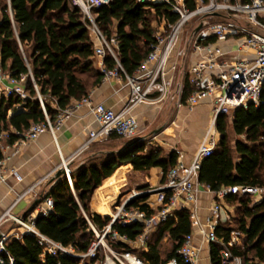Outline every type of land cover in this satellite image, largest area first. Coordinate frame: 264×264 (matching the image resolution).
Instances as JSON below:
<instances>
[{"label":"trees","instance_id":"16d2710c","mask_svg":"<svg viewBox=\"0 0 264 264\" xmlns=\"http://www.w3.org/2000/svg\"><path fill=\"white\" fill-rule=\"evenodd\" d=\"M6 1L8 0H0V11H9V2ZM69 1L70 16L65 21L56 23L58 41L49 55L41 57L37 54L41 48L37 39L32 44L28 59L39 90L34 85L31 69L26 63L12 70L14 74H29L27 88L30 95L25 99L18 95H0V130L10 131L8 141L11 143L21 139L32 123L46 120L39 93L55 123L61 109L83 100L102 82L103 71L98 67L94 40L85 26L83 11L79 5ZM11 2L13 6L17 0ZM96 15L106 34H118V58L125 71L131 75L158 43L155 23H162L164 18L171 22L179 19V14L169 11L165 3H143L138 0H113L110 4L97 8ZM14 17L16 22L22 21L20 13H16ZM18 34L24 43L21 37L23 33L19 28ZM18 34L3 39L5 64L8 56L17 55L13 47L20 49ZM105 63L109 69L119 66L112 53L106 55ZM57 67L66 71L64 77L50 75V71ZM125 71L121 69V73L124 74ZM194 90L189 70L182 84L181 101L187 102ZM54 101L57 107L53 105ZM11 110L13 114L10 115ZM217 129L220 132L218 148L203 160L200 180L214 190L235 184L263 186L264 102L260 106L251 103L248 107H237L231 113H221L217 119ZM232 132L236 134L235 147ZM121 139L123 137L114 134L106 141H96L82 162H71L69 165L73 183L67 174L57 176L56 173L52 177L41 197H51L54 208L48 214H39L36 219V225L43 233L66 245H74L80 251H86L91 242L98 238L88 217L100 230L111 221V215L91 208L96 189L106 179L113 176L119 167L130 163L135 170L145 173L154 167L161 168L164 182L167 173L178 161L175 151L168 152L163 146L150 144L144 138L135 143L131 142L132 139H127L120 145L105 146L107 141ZM0 157H4L1 147ZM149 197V193H143L131 200L128 206L139 205L145 209L148 207ZM227 201L235 205V211L217 226L216 231L222 241L212 242L213 264H223L221 250L228 245L234 230L241 232V241L231 246L233 252L242 256L243 264H262L264 197L256 200L250 193L230 194ZM114 228L135 239L143 230V224H122L118 221ZM192 230L191 210L184 207L176 209L159 225L145 247L125 241L111 242L117 249L138 253L148 264H166L174 258H177L179 264H195L187 262L180 254L185 238ZM4 243L5 248L0 252V264H82L79 257L70 254L44 255L43 245L35 234L26 233L22 237L10 235Z\"/></svg>","mask_w":264,"mask_h":264},{"label":"built area","instance_id":"2783aa9c","mask_svg":"<svg viewBox=\"0 0 264 264\" xmlns=\"http://www.w3.org/2000/svg\"><path fill=\"white\" fill-rule=\"evenodd\" d=\"M72 1L82 9L85 26L94 40L95 54L101 57L102 81L108 82L116 77L124 78L130 87L129 99L123 108L115 109L103 102L94 103L90 94L73 106L61 109L54 123L39 93L46 120L32 123L25 131V135L13 143L8 141L10 131L0 130V147L3 153L5 149L11 147H16L17 152L20 145L35 140L46 130L56 135L57 129L74 112L75 105L83 103L88 104L95 113L100 127L89 131L82 149L96 141L107 140L114 134L128 139L143 138L144 127L139 117L130 112L131 108L139 102H157L168 98L174 87L179 60L185 56L188 49L193 53L190 76L195 90L187 102L180 101L179 107H193L200 99L209 97L214 106L211 126L200 143L194 159L190 163L178 160L167 173L166 180L156 188L148 190L131 184L129 185L132 189L131 193L120 202L118 200L121 193L116 191L113 196L116 200L110 203L111 221L103 229H98L87 216L98 238L91 242L86 251H80L74 245H66L43 233L37 227L38 215L48 214L54 208L51 197L43 199L37 208L25 217L13 210L15 203L26 192L35 189L49 178V174L19 194L14 205L0 215V226L7 220L13 222L10 231L0 237V252L5 248L4 241L8 236L22 237L30 233L39 238L44 255L70 254L79 257L82 264H148L144 258L132 250L115 248L111 240L131 242L138 247H145L150 235L162 222L166 221L176 209L184 208L186 204H189L193 230L186 236L180 254L187 262L196 264L200 258L201 247L195 242L194 228L199 227L204 238L211 243L222 241L216 229L222 221V210L227 197L230 194L244 193L264 196V185L235 184L214 190L200 180L203 160L218 148L219 137L216 130L219 115L231 113L237 107H248L251 103L260 106L264 102V0H138L143 3H165L169 11L179 14V19L171 22L164 18L162 23H155L158 43L133 75L125 71L118 58L117 51L120 48L118 34H106L97 20L96 9L110 4L113 0ZM9 8L12 12L11 0H9ZM193 19H196V28L188 41L186 50L179 49L175 52L185 25ZM12 23L17 29L13 13ZM18 37L20 48L25 54V45L19 34ZM108 53H112L118 60V67L114 69L107 67L105 57ZM27 63L30 67L28 59ZM121 69L125 71L124 74L121 73ZM30 75L36 89L39 90L32 69ZM28 81V73L14 74L12 69L7 68L2 43H0V95H18L25 99L30 95L27 88ZM3 158L0 157V163L3 162ZM67 164V161H63L61 167H67ZM12 174L17 179L21 178L15 168L12 169ZM68 176L73 183L69 173ZM7 179L8 175L0 170V181H7ZM203 185L214 194V203L207 225L199 213L200 191ZM152 191L155 192L151 193ZM143 193L150 194L147 208H141L139 205L128 206L131 200ZM100 198L99 206L106 205L109 201L104 195ZM118 221L122 224L141 222L143 230L135 239H132L114 228V224ZM240 238L241 232L234 230L228 245L221 250L223 264H243L242 256L235 254L231 249V246L239 242ZM166 264H179V261L174 258Z\"/></svg>","mask_w":264,"mask_h":264},{"label":"crops","instance_id":"0c3cea01","mask_svg":"<svg viewBox=\"0 0 264 264\" xmlns=\"http://www.w3.org/2000/svg\"><path fill=\"white\" fill-rule=\"evenodd\" d=\"M50 75L64 77L66 71L57 67L50 71ZM129 94L130 87L126 84L125 79L117 77L108 82L102 81L91 91L94 103L103 102L115 109H121L126 105ZM180 101V97H168L163 101L139 102L131 108L130 112L137 115L141 120L144 127V139H148L150 144L163 146L168 152L175 151L179 161L190 163L211 126L214 106L207 96L200 99L193 107L181 108L179 107ZM53 105L57 107L55 101ZM19 107L23 108V106ZM11 114H13V110L10 111ZM99 127L100 123L95 113L88 104L83 103L75 105L74 112L57 129L56 135L46 130L35 140L20 145L17 152L15 151L16 147L5 149L0 170L8 175V179L7 181H0V215L14 205L19 194L50 174L49 178L36 186L35 189L26 192L15 203L14 212L23 216L48 187L52 177L61 168L63 161L70 164L80 156H86L92 150V144L85 149H82V146L89 136V131ZM195 129L197 133H194ZM216 133L220 140L218 129ZM130 166L135 170L132 164ZM13 168L20 175V179L12 174ZM138 172L146 175V180L140 181L139 185L149 182L160 184L162 182L163 170L159 167H154L147 173ZM253 196L256 200H261L264 197L259 194ZM91 202L93 203L92 200ZM213 203L214 194L203 185L200 191L199 213L205 225H207ZM186 207L189 208L190 205L186 204ZM94 210L99 211L100 209ZM234 211L235 205L226 199L222 210V220H226ZM12 226L11 220L3 222L0 226V234H7ZM194 233L195 242L201 247L200 258L196 264H213L212 243L204 238L199 227L194 228Z\"/></svg>","mask_w":264,"mask_h":264},{"label":"rangeland","instance_id":"374dc122","mask_svg":"<svg viewBox=\"0 0 264 264\" xmlns=\"http://www.w3.org/2000/svg\"><path fill=\"white\" fill-rule=\"evenodd\" d=\"M6 2H9V0ZM69 5H71L69 0H17V2H15L12 6V12L10 8L8 12L0 11V43H3V39H5L7 36L17 35V31L19 28L23 33L21 37L24 40L25 49H26V52H25L26 55H25L24 52L21 50V48L17 49L18 47L17 48L13 47V49L17 51V55L13 57H9V56L7 57L6 66L8 69H14L20 65H24L27 63L28 56L31 55L32 44L35 41V39H37L39 43H41L40 44L41 48L39 49L37 54L40 55L41 57H47L49 55L50 51L55 47L58 41V35L56 32V23L63 22L65 21L66 17L70 16L68 12ZM12 13H13V16L16 15V13H20L22 17V21L20 22L17 21V29L14 27L12 23ZM196 23H197L196 19H193L192 21L188 22L185 25L183 29V33L180 39H178L177 45L175 47V52L178 51L179 49L186 50L188 41L196 28L195 26ZM10 52H11V49H10ZM192 56H193V53L188 49L184 56L185 58L182 57L179 60L178 69L176 71L174 87H173L171 94L168 97H180L181 99L182 84H183V81L186 75L189 73ZM96 59L98 60V66L100 67L101 57L96 55ZM194 133H197L196 129L194 130ZM231 137H232V143L235 147L236 134L232 132ZM127 139L128 138H123L121 140L114 141V142L107 141L105 142V146L120 145L122 141L127 140ZM83 158L84 156H80L76 160L77 163L82 162ZM119 173L120 174L115 173L112 176L113 177V179L111 180L112 182L114 178L121 176V172ZM118 184L120 185V187L123 188V191L121 192L120 198L118 200V202H120L126 197H128L132 189L129 188L130 186H125V187L122 186L123 182H119ZM158 185L159 184L149 182V183L144 184V187L150 190V189L156 188ZM133 186L139 187L140 185L138 183V184H134ZM153 192L155 191H152L151 193ZM94 195H93V198H94ZM115 200L116 199L114 197L113 201ZM99 203L100 201H98V203L96 204L91 202L92 210L97 209L98 208L97 205ZM110 208H111V204H110ZM99 209L100 210L96 212L105 213V214L110 213L109 212L110 210L103 212V210L104 211L106 210L104 207H99ZM152 235L153 234H151L150 237H152ZM166 245H168V241Z\"/></svg>","mask_w":264,"mask_h":264},{"label":"bare ground","instance_id":"6f19581e","mask_svg":"<svg viewBox=\"0 0 264 264\" xmlns=\"http://www.w3.org/2000/svg\"><path fill=\"white\" fill-rule=\"evenodd\" d=\"M119 172H121V176L114 178L113 182L111 181L113 179V177L111 176L108 179H106L103 185L99 186L96 189V193L93 198L94 204L98 203V200H101L100 197L102 195L108 197L109 199V201L106 202V205L105 204H103L102 206L97 205L98 208L104 207L106 210L111 211L110 203L113 201V196H114L113 194H115L116 191H118L117 193H121L123 191V188L120 187V185L118 184L119 182H123L122 186L125 187L146 180V175L133 170L130 164L119 167L117 173L120 174Z\"/></svg>","mask_w":264,"mask_h":264},{"label":"water","instance_id":"95a60500","mask_svg":"<svg viewBox=\"0 0 264 264\" xmlns=\"http://www.w3.org/2000/svg\"><path fill=\"white\" fill-rule=\"evenodd\" d=\"M142 139V137H136V138H134V139H132V143H135V142H138L139 140H141ZM68 173L70 174V165L69 164H67V167H61L59 170H58V172H57V176H60V175H62V174H67L68 175ZM70 176H71V174H70ZM71 178H72V176H71ZM140 188H142V187H144V185H140L139 186ZM42 197L40 196L39 198H37L36 200H35V202L33 203V205L26 211V213L23 215L24 217L25 216H27L30 212H32L33 210H35L36 208H37V205L40 203V202H42ZM130 203V202H129ZM2 235L0 234V237H1Z\"/></svg>","mask_w":264,"mask_h":264}]
</instances>
